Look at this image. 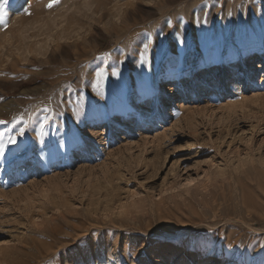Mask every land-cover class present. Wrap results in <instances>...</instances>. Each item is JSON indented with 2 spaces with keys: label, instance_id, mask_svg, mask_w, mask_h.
<instances>
[{
  "label": "rangeland",
  "instance_id": "rangeland-1",
  "mask_svg": "<svg viewBox=\"0 0 264 264\" xmlns=\"http://www.w3.org/2000/svg\"><path fill=\"white\" fill-rule=\"evenodd\" d=\"M21 2L0 21V264H264V0Z\"/></svg>",
  "mask_w": 264,
  "mask_h": 264
},
{
  "label": "snow or ice",
  "instance_id": "snow-or-ice-1",
  "mask_svg": "<svg viewBox=\"0 0 264 264\" xmlns=\"http://www.w3.org/2000/svg\"><path fill=\"white\" fill-rule=\"evenodd\" d=\"M61 2V0H48V3L45 4L46 8H53L56 5H59ZM13 3H15V0H0V21L3 22V26L6 28L7 27V16L8 13L6 12V8L10 5H12ZM29 3L28 0H22V2L19 4V11H22L25 15H31V12L29 11ZM139 57H140V62L141 64H143L148 57V43H144L143 44V49L139 51ZM116 63H120V61H116ZM112 67V71H111V75L114 76H119V70L116 69L113 66ZM262 71H264V69H261ZM103 70L101 69L100 71H97L95 73L96 77H97V82H99V79L103 77ZM45 111H47V109H45ZM22 119V118H21ZM50 117L45 116L43 123H41V128H43L44 124L47 123L49 121ZM19 122V121H18ZM6 121L5 120H0V124H5ZM13 132H15V135H8L6 140L2 141V143H5L7 145L10 146H15V149H10V151H13V153H17L20 151H23V146L21 143H18V137H23L25 136V129L24 128H14L12 130ZM0 136H3V133H0ZM80 140L83 141V137L79 138ZM0 156H6V154L4 153V151L2 149H0ZM195 181L194 180H188L187 184L191 185L193 184ZM0 243H6L5 241H0ZM112 264H115V262H112Z\"/></svg>",
  "mask_w": 264,
  "mask_h": 264
},
{
  "label": "bare ground",
  "instance_id": "bare-ground-1",
  "mask_svg": "<svg viewBox=\"0 0 264 264\" xmlns=\"http://www.w3.org/2000/svg\"><path fill=\"white\" fill-rule=\"evenodd\" d=\"M233 86H236V84H233ZM169 250H172L171 247L168 248Z\"/></svg>",
  "mask_w": 264,
  "mask_h": 264
}]
</instances>
